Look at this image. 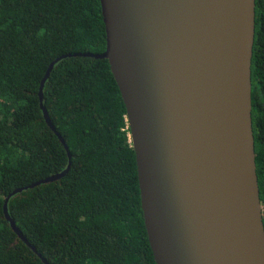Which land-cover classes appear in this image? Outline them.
<instances>
[{
    "label": "water",
    "instance_id": "1",
    "mask_svg": "<svg viewBox=\"0 0 264 264\" xmlns=\"http://www.w3.org/2000/svg\"><path fill=\"white\" fill-rule=\"evenodd\" d=\"M98 2L104 49L73 54L106 59L119 91L154 263L264 264L250 121L254 0ZM57 59L38 99L66 150L41 104ZM66 169L3 199L9 227L33 251L6 201Z\"/></svg>",
    "mask_w": 264,
    "mask_h": 264
},
{
    "label": "trees",
    "instance_id": "2",
    "mask_svg": "<svg viewBox=\"0 0 264 264\" xmlns=\"http://www.w3.org/2000/svg\"><path fill=\"white\" fill-rule=\"evenodd\" d=\"M250 121L264 230V0H254ZM98 0H0V264H155ZM64 55L63 57H60ZM41 104L57 135L48 127ZM67 151V152H66ZM58 178L4 197L50 174ZM39 256H38V255Z\"/></svg>",
    "mask_w": 264,
    "mask_h": 264
}]
</instances>
